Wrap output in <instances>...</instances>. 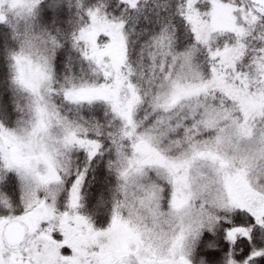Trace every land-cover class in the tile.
Returning <instances> with one entry per match:
<instances>
[{
    "label": "snow or ice",
    "instance_id": "obj_1",
    "mask_svg": "<svg viewBox=\"0 0 264 264\" xmlns=\"http://www.w3.org/2000/svg\"><path fill=\"white\" fill-rule=\"evenodd\" d=\"M0 264H264V0H0Z\"/></svg>",
    "mask_w": 264,
    "mask_h": 264
}]
</instances>
